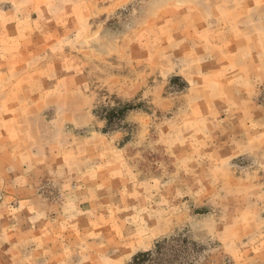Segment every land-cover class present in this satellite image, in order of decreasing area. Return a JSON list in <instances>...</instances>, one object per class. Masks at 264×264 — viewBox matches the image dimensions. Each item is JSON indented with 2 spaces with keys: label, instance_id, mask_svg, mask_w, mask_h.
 I'll return each mask as SVG.
<instances>
[{
  "label": "rangeland",
  "instance_id": "obj_1",
  "mask_svg": "<svg viewBox=\"0 0 264 264\" xmlns=\"http://www.w3.org/2000/svg\"><path fill=\"white\" fill-rule=\"evenodd\" d=\"M0 264H264V0H0Z\"/></svg>",
  "mask_w": 264,
  "mask_h": 264
},
{
  "label": "trees",
  "instance_id": "obj_2",
  "mask_svg": "<svg viewBox=\"0 0 264 264\" xmlns=\"http://www.w3.org/2000/svg\"><path fill=\"white\" fill-rule=\"evenodd\" d=\"M125 109H127V107H125ZM124 112V110H123ZM150 259V260H154L153 254L152 253H143L141 254L139 257H136V261H140L141 259Z\"/></svg>",
  "mask_w": 264,
  "mask_h": 264
}]
</instances>
